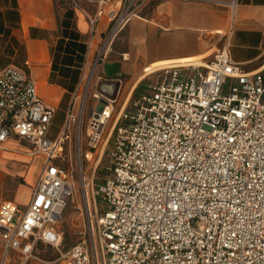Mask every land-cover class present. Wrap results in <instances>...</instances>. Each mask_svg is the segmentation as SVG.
<instances>
[{
  "label": "built area",
  "instance_id": "built-area-1",
  "mask_svg": "<svg viewBox=\"0 0 264 264\" xmlns=\"http://www.w3.org/2000/svg\"><path fill=\"white\" fill-rule=\"evenodd\" d=\"M149 1L87 0L89 10L73 0L89 26V50L66 128L55 140L48 131L56 108L40 97L34 79L13 64L0 69V146L17 139L43 159L25 213L16 215L9 204L0 213L5 251L25 263L43 242L63 264H264V64L245 72L225 38L205 66L156 72L145 92L119 110L95 94L84 123L89 61H103ZM102 98L107 103L98 113ZM76 109L81 161L87 157L80 183L88 230L63 252L60 226L76 193L73 169L63 166V138Z\"/></svg>",
  "mask_w": 264,
  "mask_h": 264
},
{
  "label": "crops",
  "instance_id": "crops-1",
  "mask_svg": "<svg viewBox=\"0 0 264 264\" xmlns=\"http://www.w3.org/2000/svg\"><path fill=\"white\" fill-rule=\"evenodd\" d=\"M76 1L94 8L87 0ZM230 23L227 41L232 61L245 72L256 71L264 64V0H150L123 30L128 45L125 60L135 61L133 70L145 66L128 96L148 75L175 66L206 64L224 46ZM89 39V26L73 0H0V69L11 64L23 68L56 114L70 109ZM29 152L30 147L17 139L0 146V213L6 204L16 208V215H23L29 206L43 163ZM63 244L64 239L61 251L65 252L69 247ZM50 250L57 254L53 262L38 257ZM34 254L25 263L18 252L6 253L0 240V264H15V257L19 264L64 263L60 252L43 242L36 244Z\"/></svg>",
  "mask_w": 264,
  "mask_h": 264
},
{
  "label": "rangeland",
  "instance_id": "rangeland-1",
  "mask_svg": "<svg viewBox=\"0 0 264 264\" xmlns=\"http://www.w3.org/2000/svg\"><path fill=\"white\" fill-rule=\"evenodd\" d=\"M70 1V0H69ZM72 2V1H71ZM138 20V19H137ZM231 32V23L228 26V29L224 31V35L228 39ZM126 36V31H123L119 34V36L113 42L111 47L110 53L106 56L103 61L99 63L94 62L90 67H88V71L90 70V83L85 88V83L82 85L83 90L85 88V98L87 102V108L85 113V120L84 123L87 125L88 118L90 114V106L94 102V95H112L113 100L117 104L116 110H119V107L127 100L129 91L131 87L135 85L139 79V77L144 73V68H141L137 71V67L133 70V65L135 64L132 59L129 61L125 60V54L127 53L128 45L124 43V39ZM105 40V35L103 36V40H101V45ZM100 45V46H101ZM98 52L92 54L94 61L97 59ZM133 63V65H132ZM122 68L124 71H122ZM104 70L108 71L106 76H100L99 74H103ZM157 78V73L148 75L141 81V87L139 91L136 93V89L133 91L131 95V99H134L139 94L144 93L147 85L152 83ZM103 86L110 87L112 86L111 91L114 90V93L108 94L106 90L103 89ZM80 101H78L79 106ZM115 104V105H116ZM69 108L67 109H60L51 126L49 127L48 131V138L50 140H55L60 133L66 128L67 120H68ZM76 119L71 122L70 130L67 132L69 138L67 136L63 138V143L65 144L64 153H63V166L67 168L69 171L73 169V176L74 181L76 184V193L71 200L65 215H64V222L60 226L62 231L65 233L64 238V246L68 248L76 243L81 242L83 240V235L87 233L88 225H87V216H86V206H85V199L81 189L80 183V172H81V163L86 171L87 165V157H83L81 161L80 157V139L78 135V109L75 110ZM85 141V136H83L82 142ZM86 148L84 147V152ZM108 162L106 158L103 159L101 166L98 169L97 177L95 183L103 184V179L106 176L105 168ZM99 203V202H98ZM99 210H100V203H99ZM38 257L42 260L53 262L57 258V254L50 250L48 253L40 252ZM16 262L15 264L21 263L19 257H15ZM39 264V263H38ZM58 264V263H57Z\"/></svg>",
  "mask_w": 264,
  "mask_h": 264
},
{
  "label": "water",
  "instance_id": "water-1",
  "mask_svg": "<svg viewBox=\"0 0 264 264\" xmlns=\"http://www.w3.org/2000/svg\"><path fill=\"white\" fill-rule=\"evenodd\" d=\"M110 88L112 89V86H110V87L103 86V89L106 90L108 94H110V93H114V90L111 91ZM104 96L107 97V98H109V99H112V100H113L112 95H104ZM106 103H107V101H106L104 98H102V99L100 100V104L98 105V108H97V112H98V113H100V112L103 111L104 105H105Z\"/></svg>",
  "mask_w": 264,
  "mask_h": 264
},
{
  "label": "bare ground",
  "instance_id": "bare-ground-1",
  "mask_svg": "<svg viewBox=\"0 0 264 264\" xmlns=\"http://www.w3.org/2000/svg\"><path fill=\"white\" fill-rule=\"evenodd\" d=\"M92 63H93V60H90L88 66H87V68H86V73H85V76H84V83H85L86 87H87L88 84L90 83L89 81H90V79H91V75H90V70L88 71V67H90V66L92 65ZM94 64H95V63H94ZM95 65H96V64H95ZM205 65H206V64L197 65V66H205ZM89 76H90V79H89ZM129 98H130V97L128 96L127 99H129Z\"/></svg>",
  "mask_w": 264,
  "mask_h": 264
},
{
  "label": "trees",
  "instance_id": "trees-1",
  "mask_svg": "<svg viewBox=\"0 0 264 264\" xmlns=\"http://www.w3.org/2000/svg\"><path fill=\"white\" fill-rule=\"evenodd\" d=\"M140 87H141V85H139V87L136 89V93L139 91Z\"/></svg>",
  "mask_w": 264,
  "mask_h": 264
}]
</instances>
